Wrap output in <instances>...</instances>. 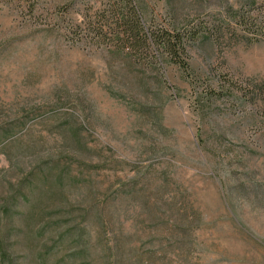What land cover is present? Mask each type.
<instances>
[{"label":"rangeland","instance_id":"rangeland-1","mask_svg":"<svg viewBox=\"0 0 264 264\" xmlns=\"http://www.w3.org/2000/svg\"><path fill=\"white\" fill-rule=\"evenodd\" d=\"M138 1L186 69L111 51L107 0H0V264H264V37L226 29L264 0Z\"/></svg>","mask_w":264,"mask_h":264},{"label":"trees","instance_id":"trees-1","mask_svg":"<svg viewBox=\"0 0 264 264\" xmlns=\"http://www.w3.org/2000/svg\"><path fill=\"white\" fill-rule=\"evenodd\" d=\"M263 7V3L255 4L253 1L252 9L235 12L232 20L227 21V31L236 36L240 31L250 33L252 39L258 41V36L264 37ZM29 12H33V7ZM102 13L103 21L92 32L96 36H107L111 51L124 52L143 63L158 64L164 58L183 69L188 67L185 41L194 40L198 31L149 25L147 14L138 0H107ZM223 23L213 25L211 35L220 34ZM202 32L206 35L207 27H203ZM228 89L226 87L225 90Z\"/></svg>","mask_w":264,"mask_h":264}]
</instances>
